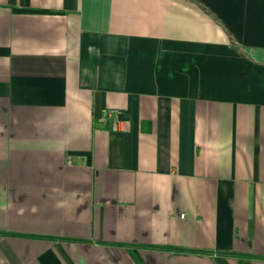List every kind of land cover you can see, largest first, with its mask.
I'll list each match as a JSON object with an SVG mask.
<instances>
[{
    "label": "crops",
    "instance_id": "crops-1",
    "mask_svg": "<svg viewBox=\"0 0 264 264\" xmlns=\"http://www.w3.org/2000/svg\"><path fill=\"white\" fill-rule=\"evenodd\" d=\"M0 264H264V0H0Z\"/></svg>",
    "mask_w": 264,
    "mask_h": 264
},
{
    "label": "built area",
    "instance_id": "built-area-1",
    "mask_svg": "<svg viewBox=\"0 0 264 264\" xmlns=\"http://www.w3.org/2000/svg\"><path fill=\"white\" fill-rule=\"evenodd\" d=\"M109 113H111V114H112V113H115V112H109Z\"/></svg>",
    "mask_w": 264,
    "mask_h": 264
}]
</instances>
